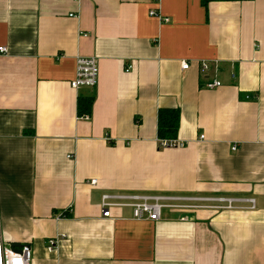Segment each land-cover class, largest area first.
<instances>
[{
    "label": "crops",
    "instance_id": "1",
    "mask_svg": "<svg viewBox=\"0 0 264 264\" xmlns=\"http://www.w3.org/2000/svg\"><path fill=\"white\" fill-rule=\"evenodd\" d=\"M0 46V230L30 264H264V0H0ZM78 55L94 87L70 86ZM167 109L184 147H158ZM106 191L255 207L103 217Z\"/></svg>",
    "mask_w": 264,
    "mask_h": 264
},
{
    "label": "built area",
    "instance_id": "2",
    "mask_svg": "<svg viewBox=\"0 0 264 264\" xmlns=\"http://www.w3.org/2000/svg\"><path fill=\"white\" fill-rule=\"evenodd\" d=\"M150 15L157 17L159 20L168 21V17L155 10H150ZM6 46H0V53H6ZM75 76L70 81V86L79 88L81 86L94 87L98 82L99 66L96 56H76ZM189 62L181 61V68L187 69ZM202 71L209 69V62L200 61ZM221 85V81L213 78L207 81L204 86L206 88H215ZM203 138V135L200 136ZM159 148H181L186 142L170 138L157 140ZM235 149V146L232 147ZM96 178L90 179V184L95 185ZM101 215L103 217L111 216V208L113 207H129L132 216L135 219H148L157 221L160 219L161 211L164 208L184 210L188 208H206L211 210H234V209H253L255 207V199L250 196H225L211 195L200 196L194 194H168V193H131V192H113L106 191L100 196L99 202ZM63 212L56 214L62 217ZM186 219V216H182ZM0 230V264H30L31 248L28 243L19 244L8 243ZM57 244L56 239H49L47 248L52 249Z\"/></svg>",
    "mask_w": 264,
    "mask_h": 264
},
{
    "label": "trees",
    "instance_id": "3",
    "mask_svg": "<svg viewBox=\"0 0 264 264\" xmlns=\"http://www.w3.org/2000/svg\"><path fill=\"white\" fill-rule=\"evenodd\" d=\"M210 0H202L204 4ZM93 102V96H79L77 100V109L79 115H85L91 113V106ZM166 112L160 110L159 112V137L163 139H170L174 137V133L177 129L179 122V114L175 113L170 109L165 110ZM164 113V114H163ZM166 116L164 122L162 121V117ZM63 212V211H61ZM59 213V212H58ZM67 214L63 212L62 217H66Z\"/></svg>",
    "mask_w": 264,
    "mask_h": 264
},
{
    "label": "water",
    "instance_id": "4",
    "mask_svg": "<svg viewBox=\"0 0 264 264\" xmlns=\"http://www.w3.org/2000/svg\"><path fill=\"white\" fill-rule=\"evenodd\" d=\"M13 245L17 246V244H13Z\"/></svg>",
    "mask_w": 264,
    "mask_h": 264
},
{
    "label": "rangeland",
    "instance_id": "5",
    "mask_svg": "<svg viewBox=\"0 0 264 264\" xmlns=\"http://www.w3.org/2000/svg\"><path fill=\"white\" fill-rule=\"evenodd\" d=\"M7 241H8V239H7ZM8 243H11V242H8Z\"/></svg>",
    "mask_w": 264,
    "mask_h": 264
}]
</instances>
